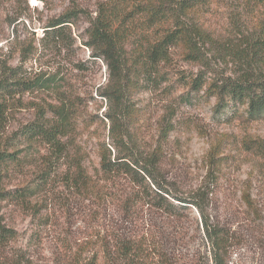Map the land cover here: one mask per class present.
Returning <instances> with one entry per match:
<instances>
[{
  "label": "rangeland",
  "instance_id": "374dc122",
  "mask_svg": "<svg viewBox=\"0 0 264 264\" xmlns=\"http://www.w3.org/2000/svg\"><path fill=\"white\" fill-rule=\"evenodd\" d=\"M109 2L0 1V71L17 67L24 79L42 74L56 79L52 89L14 97L0 130V148L20 127L36 120L40 107L65 102L72 109L69 134L58 138L63 147H70L66 152L27 147L29 151H23L27 152L25 166L0 177L1 191L36 183L42 172L48 175L27 200H1L0 195V220L15 235L0 245V264H83L93 256L102 261L104 248L114 235L123 237L146 229L144 222L139 224L141 219L131 224L124 218L109 197V184L97 173L102 145L111 153L115 151L112 125L104 117L112 105L100 96L108 72L80 40L88 17H94L99 6ZM68 8H79L83 14L70 33L66 31L65 42L51 44L48 37L43 39L47 21ZM247 14L240 0H209L199 30L206 39L197 36L198 32L195 35L200 59L187 61L175 56L169 65L174 97L190 96V100H173L158 88L136 91L132 109L135 127L120 129L122 141L138 158L157 157L158 173L174 195L197 203L209 225L228 232V264H264V159L241 145L247 138L264 139V120L226 118L227 113L215 112L214 97L205 98L202 92L187 95V91L189 81L200 74L206 81L218 83L225 77H264V55L253 59L231 55L245 53L246 40L256 36L257 20H249ZM122 120V125L127 122ZM219 141L229 156L216 179L209 154ZM157 145H163L162 154L155 151ZM73 160L84 169L87 182L83 189L70 187L64 179ZM197 212L192 206L177 222L184 245L181 251L208 264L209 248L198 229ZM151 218L148 223L160 224L155 216Z\"/></svg>",
  "mask_w": 264,
  "mask_h": 264
},
{
  "label": "trees",
  "instance_id": "16d2710c",
  "mask_svg": "<svg viewBox=\"0 0 264 264\" xmlns=\"http://www.w3.org/2000/svg\"><path fill=\"white\" fill-rule=\"evenodd\" d=\"M240 3L248 13L247 18L257 20L254 26L257 32L256 36L254 34L246 40L245 53L231 55L252 59L263 57L264 0H240ZM208 5L209 0H111L99 6L94 17H88L85 35L80 41L90 50L93 58L104 63L108 72L107 83L100 96L112 105L104 117L112 125L110 138L112 149L115 150L111 153L109 148L102 145L97 173L109 184V197L124 218L131 224L141 219L139 224L142 226L144 222L146 229L123 237L114 235L104 248L102 261L93 256L83 264H202L199 259L188 257L181 251L184 245L177 222L186 217L192 206L198 211V229L202 231L209 248L208 264L229 262L228 232L218 225H209L197 203L174 195L158 173L157 157L153 155L147 160L138 158L122 141L121 135L124 133L120 134V129L124 130L128 125L135 127L132 109L136 91L158 88L173 97V100H190V96L185 99H182L184 95L174 97V81L170 76L169 65L175 56L187 61L200 59L201 52L195 35L198 32L197 36L206 39L199 30ZM81 14L79 8H68L49 19L44 25L42 38L48 37L51 44L65 42L66 31L70 33L71 26L76 25ZM17 69L8 67L0 71V130L16 95L52 89L56 82L55 78L44 74L24 79ZM200 92L205 98L214 97L215 112L220 115L227 113L226 118L235 117L245 122L264 120V77H225L218 83L215 80L206 81L205 76L200 74L189 81L187 95H199ZM71 110L65 102L56 107H40L36 120L24 124L10 137L11 141L6 140L1 144L0 177L25 166L23 161L27 152L23 151H29L27 147L34 149L45 146L48 150L66 152L70 147H63L58 138L69 134ZM122 119L127 121L123 125ZM113 131H116L115 135ZM169 132H163L164 136L167 137ZM221 142L212 146L209 154L216 179L224 171L229 156L222 151ZM241 145L264 159V139L247 138ZM162 146L157 145L155 148L158 155L163 152ZM47 176L42 172L36 183L1 190V200H27L39 191L42 180H46ZM64 179L70 187L85 188L87 179L79 161L73 160L68 164ZM245 200L249 205L246 196ZM146 213L148 219L143 221L142 217ZM152 215L161 225L148 223L152 221ZM14 237L13 231L0 220V245Z\"/></svg>",
  "mask_w": 264,
  "mask_h": 264
}]
</instances>
